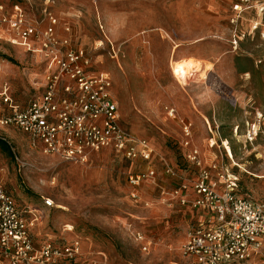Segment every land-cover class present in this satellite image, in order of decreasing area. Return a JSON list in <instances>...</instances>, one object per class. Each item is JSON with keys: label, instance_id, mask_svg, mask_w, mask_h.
<instances>
[{"label": "rangeland", "instance_id": "374dc122", "mask_svg": "<svg viewBox=\"0 0 264 264\" xmlns=\"http://www.w3.org/2000/svg\"><path fill=\"white\" fill-rule=\"evenodd\" d=\"M235 2L0 0V5L10 9L17 3L38 21L47 8L58 17L60 34L72 27L93 70L111 77L122 124L147 139L178 173H197L186 158L196 149L205 166L218 163L236 175L240 193L264 201V135L253 142L247 137L255 110L264 112V39L249 34L251 21L259 19L249 10L237 25L234 49ZM11 37L0 30V85L7 83L15 103L24 104L39 94L47 66L34 43L13 44ZM184 61L200 62L201 72L177 79L174 67ZM183 124L191 126V137H184ZM0 138L14 149L10 144L12 154L0 149V186L19 205L37 211L39 241L79 240L84 252L104 254L105 264H189L180 249L193 213L161 202V187L171 189L175 181L158 161L156 183L144 181L134 191L127 173L145 171L147 164L111 151L75 164L31 149L15 128L0 126ZM43 198H51L54 207L46 208ZM134 232L151 243L147 252ZM243 264H264V248Z\"/></svg>", "mask_w": 264, "mask_h": 264}, {"label": "built area", "instance_id": "2783aa9c", "mask_svg": "<svg viewBox=\"0 0 264 264\" xmlns=\"http://www.w3.org/2000/svg\"><path fill=\"white\" fill-rule=\"evenodd\" d=\"M249 10L259 18L251 21L249 34L264 39V0H236L231 18L235 50L240 39L237 25ZM42 13L38 21L28 18L17 3L10 9L0 5V30L11 34L13 44L34 43L47 66L39 94L27 103H15L10 86L0 85V126L17 129L31 149L66 162L86 164L94 153L111 151L130 163L147 164L145 171L127 173L134 191L144 181L155 182L153 163L158 161L175 181L171 189L161 187V202L193 213V225L180 249L193 264H243L261 254L264 201L240 193L239 178L218 163L205 166L196 149L186 158L197 173H178L147 139L122 124L111 77L93 70L90 53L76 44L73 28L66 26L60 34L58 17L47 8ZM247 126L250 142L264 135V112L256 109ZM190 128L183 124L184 137H191ZM183 146L188 148L190 142ZM43 205L55 204L43 198ZM38 222L36 210L19 205L0 186V264H105L104 254L96 258L84 252L79 240L58 242L48 236L39 241L34 233ZM133 238L143 251L149 250L151 243L141 232H134Z\"/></svg>", "mask_w": 264, "mask_h": 264}, {"label": "bare ground", "instance_id": "6f19581e", "mask_svg": "<svg viewBox=\"0 0 264 264\" xmlns=\"http://www.w3.org/2000/svg\"><path fill=\"white\" fill-rule=\"evenodd\" d=\"M201 63H194L192 61L179 62L174 67V74L177 79H181L184 76L191 75L192 73L200 70L201 72ZM230 155V154H229ZM231 156V155H230Z\"/></svg>", "mask_w": 264, "mask_h": 264}, {"label": "trees", "instance_id": "16d2710c", "mask_svg": "<svg viewBox=\"0 0 264 264\" xmlns=\"http://www.w3.org/2000/svg\"><path fill=\"white\" fill-rule=\"evenodd\" d=\"M9 61H11L10 59H8ZM0 149L2 151L8 152L9 154L11 153L10 147H9V143L7 141H5L4 139L0 138Z\"/></svg>", "mask_w": 264, "mask_h": 264}, {"label": "crops", "instance_id": "0c3cea01", "mask_svg": "<svg viewBox=\"0 0 264 264\" xmlns=\"http://www.w3.org/2000/svg\"><path fill=\"white\" fill-rule=\"evenodd\" d=\"M45 156H46V155H45ZM50 157H51V156H50ZM187 262H188L189 264H193V261H192L191 259H188V260L186 259V263H187Z\"/></svg>", "mask_w": 264, "mask_h": 264}]
</instances>
